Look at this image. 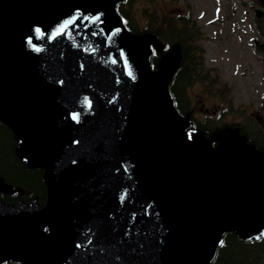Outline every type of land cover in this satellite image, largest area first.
<instances>
[{
  "label": "water",
  "instance_id": "1",
  "mask_svg": "<svg viewBox=\"0 0 264 264\" xmlns=\"http://www.w3.org/2000/svg\"><path fill=\"white\" fill-rule=\"evenodd\" d=\"M116 1L0 0V120L47 189L0 197V264H210L225 231L264 233V152L236 128L186 141L166 90L179 48L151 70L153 37Z\"/></svg>",
  "mask_w": 264,
  "mask_h": 264
},
{
  "label": "rangeland",
  "instance_id": "2",
  "mask_svg": "<svg viewBox=\"0 0 264 264\" xmlns=\"http://www.w3.org/2000/svg\"><path fill=\"white\" fill-rule=\"evenodd\" d=\"M254 7L258 6L251 0H134L132 13L141 26L145 13L153 12L176 17L190 11L196 21L202 60L210 74L205 83L191 85L188 96L198 119L204 118V112L213 117L218 110L220 117L210 125L211 140L230 125L243 124L249 116L254 121L258 116L264 119V67L261 55L251 46V37L259 38L253 25ZM153 50L161 51L162 45L156 44ZM215 74L217 83L209 85ZM223 85L230 101L214 91ZM259 125L264 128V122Z\"/></svg>",
  "mask_w": 264,
  "mask_h": 264
},
{
  "label": "trees",
  "instance_id": "3",
  "mask_svg": "<svg viewBox=\"0 0 264 264\" xmlns=\"http://www.w3.org/2000/svg\"><path fill=\"white\" fill-rule=\"evenodd\" d=\"M258 2V0H256ZM134 0H122L115 4L114 10L118 14L124 28L133 34L150 33L158 42H162L168 50L172 45H178L181 52L179 66L168 84V92L173 101V106L179 114H187L190 111L188 88L195 82L205 83L209 78V70L205 69L202 57L198 51L196 41L199 39L194 23L183 17L165 16L161 14L157 18L147 13V24L140 26L138 18L132 13ZM260 24V21H257ZM259 27V25H258ZM264 28V25H263ZM264 29H260L261 32ZM153 51L149 57L151 67H155L160 57L164 54ZM216 84V76L210 77L209 85ZM226 100L228 89L225 85L214 89ZM207 118V119H206ZM203 122L195 121L196 127L203 131L206 137H210V125L212 119L206 117ZM232 126V125H230ZM239 133L253 144L257 149L264 151V134L255 136V125L250 118L243 124H238ZM259 138L261 140H259ZM15 139L8 126L0 121V178H2L13 190L12 194L2 195L6 202L23 200L30 202L37 200L43 203L46 200V187L43 182L41 169H28L26 165L14 153ZM4 264H21L18 262H5ZM210 264H264V235L251 240H244L232 232H224L221 243L216 247Z\"/></svg>",
  "mask_w": 264,
  "mask_h": 264
},
{
  "label": "flooded vegetation",
  "instance_id": "4",
  "mask_svg": "<svg viewBox=\"0 0 264 264\" xmlns=\"http://www.w3.org/2000/svg\"><path fill=\"white\" fill-rule=\"evenodd\" d=\"M254 40V39H253ZM255 42V41H254ZM257 126L258 127H260V123H262V122H264V119L262 118V116H258L257 118ZM261 128V127H260ZM258 131H259V133H261V134H264V128H262V129H258Z\"/></svg>",
  "mask_w": 264,
  "mask_h": 264
}]
</instances>
